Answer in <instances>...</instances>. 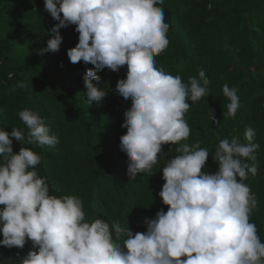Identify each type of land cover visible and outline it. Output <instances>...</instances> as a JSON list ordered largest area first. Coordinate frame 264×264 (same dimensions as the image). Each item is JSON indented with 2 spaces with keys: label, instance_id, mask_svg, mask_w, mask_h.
Listing matches in <instances>:
<instances>
[{
  "label": "clouds",
  "instance_id": "1",
  "mask_svg": "<svg viewBox=\"0 0 264 264\" xmlns=\"http://www.w3.org/2000/svg\"><path fill=\"white\" fill-rule=\"evenodd\" d=\"M164 0H45V11L58 21L50 30L40 54L60 51V30L76 25L78 43L68 49L70 62L83 61L88 104H99L108 95L97 72L119 71L127 65L126 79L116 91L132 105L121 125L120 149L128 157L127 175L151 172L165 144L187 140L190 127L185 113L190 104L206 96L209 79L204 69L198 78L182 82L157 68L155 57L169 45ZM61 14H63L61 16ZM95 81V83H94ZM17 87L25 88L23 81ZM223 95L230 101L224 118L239 109L237 89L225 84ZM28 131L0 128V245L32 250L16 264H264V242L250 214L257 199L244 183L249 173L256 176L259 164L254 153L255 130L248 126L245 139H221L213 154L218 164L214 173L202 171L209 151L197 142L180 144L178 155L166 161L159 196L161 209L155 219H146L147 231L133 233L129 223L101 218L86 220L84 205L74 195L50 194L47 177L35 170L42 157L27 145L54 147L59 138L49 124L31 109L18 113ZM214 123L215 116L212 117ZM22 142L13 151V140ZM247 161H253L250 165ZM126 249V250H125ZM1 263V262H0Z\"/></svg>",
  "mask_w": 264,
  "mask_h": 264
},
{
  "label": "trees",
  "instance_id": "2",
  "mask_svg": "<svg viewBox=\"0 0 264 264\" xmlns=\"http://www.w3.org/2000/svg\"><path fill=\"white\" fill-rule=\"evenodd\" d=\"M158 6L169 24V45L155 57L156 67L179 75L185 84L190 77L198 78L197 70L202 68L210 83L206 96L187 101L190 108L184 118L191 129L189 137L177 145H163L151 172L129 179L128 157L119 147L127 131L121 126L124 114L132 100L119 95L116 85L126 79L127 65L119 71L97 72L108 95L99 104H88L83 77L94 66L83 61L73 64L67 56L78 43L76 25L60 30V51L40 54L58 23L45 11V0H0V128L10 133L15 127L26 135L28 129L18 113L38 112L59 138L54 147L27 145L42 157L35 170L47 177L50 194L77 196L86 220L128 222L135 234L147 231L146 219H155L161 209L167 212L169 206L159 196L166 183L163 167L179 154L175 149L180 144L199 142L208 149L202 171L214 174L218 164L213 154L219 141L237 138L248 143L245 129L251 126L256 132L252 142L260 145L254 153L259 170L256 176L249 173L244 183L256 196L250 222L264 242V0H164ZM18 81L26 87H17ZM225 84L237 89L239 96L234 117L223 115L230 102L223 95ZM12 140L18 153L25 145ZM30 250V240L23 249L0 245V264H16Z\"/></svg>",
  "mask_w": 264,
  "mask_h": 264
}]
</instances>
